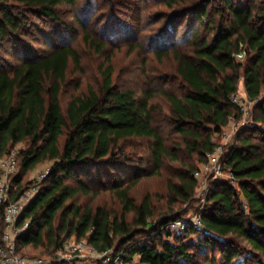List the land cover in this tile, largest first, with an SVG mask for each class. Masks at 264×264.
I'll use <instances>...</instances> for the list:
<instances>
[{
    "label": "trees",
    "instance_id": "1",
    "mask_svg": "<svg viewBox=\"0 0 264 264\" xmlns=\"http://www.w3.org/2000/svg\"><path fill=\"white\" fill-rule=\"evenodd\" d=\"M164 1L170 7L192 2V6L173 18V23L187 18L190 30L198 23L213 34L211 41L207 37L200 41L198 31L193 32L192 57H181L177 50L173 51L179 62L178 75L188 94L182 98L169 93L165 96L172 107V124L189 140V151L197 154L204 164L207 155L220 145L212 138L221 134L230 118L239 112L231 98L238 92L242 77L247 98L256 102L252 125L226 154L224 172L230 174L232 181L211 184L207 203L199 215L202 226L190 225L183 233L201 232L202 241L196 247L167 241L172 233L162 228L184 218L172 212L157 222L150 221L154 216L151 197L137 204L131 196L139 177L125 186L111 187L122 205L120 216L104 207L84 208L75 202L79 194L94 193L93 186L102 183L108 173L106 169L119 168L121 157L117 153L121 152L122 141L151 140L156 167L163 164L165 156L175 158L177 148L169 151L154 127L155 107L148 105L152 95L147 93L144 100L132 90L114 88L110 69L105 72L101 94L90 90L85 96H74L64 110L62 92L68 70L71 63L78 65L79 60L72 47L61 45L46 56L26 58L9 68L0 65V155L29 142V147L18 153L12 200H17L29 187L23 180L30 171L52 163L49 175L40 183L39 193L18 221V225L29 224L17 239L20 256L22 249L32 248L41 249L43 255L53 258L64 242L75 239L87 240L101 253L125 251L128 259L138 256L139 264H216L217 255L224 264H240L243 253L235 249L231 239L236 237L246 240L264 257V0L259 5L220 0L221 6H213L217 17L208 11V5L217 0ZM61 4L73 5L75 0H0V45L10 39L14 41L11 35L21 33L25 18L19 11L15 13L18 5L57 20L55 9ZM171 40L162 44L165 47L174 44ZM92 46L101 51L104 44L93 40ZM243 48L248 56L246 65L236 60ZM168 53L162 50L157 56ZM197 172L194 167L188 168L182 171L178 184H168L174 204H188L194 199ZM131 213L134 225L145 228L148 238L135 241L137 235L127 223V215ZM3 229L0 207V249L4 246ZM208 249L216 255L207 257L204 253ZM199 253L204 254V261Z\"/></svg>",
    "mask_w": 264,
    "mask_h": 264
},
{
    "label": "rangeland",
    "instance_id": "2",
    "mask_svg": "<svg viewBox=\"0 0 264 264\" xmlns=\"http://www.w3.org/2000/svg\"><path fill=\"white\" fill-rule=\"evenodd\" d=\"M236 1L250 5L260 4V0ZM220 4V0H217L208 5L211 15L214 14L213 6H221ZM192 5V2H188L170 7L164 0H75L73 5L61 4L56 7L57 20L43 16L39 10L24 9L19 5L18 9L14 10L15 13L19 11L25 18L23 28L21 33L11 35L15 42L10 39L0 45L1 66L9 68L20 64L26 58L31 60L34 57L46 56L57 46H70L77 52L79 62L78 65L71 63L68 70L62 92L64 110L74 96H85L90 90L101 94L106 78L105 72L110 69L114 88L132 90L137 98L144 100L147 93L152 95L148 105L155 107L152 112L154 127L162 135L169 151L173 152L172 149L177 148L175 158L165 156L163 164L156 167L151 140L134 138L122 141L120 143L122 153H117L121 157L118 164L121 171L114 166L106 169L108 173L105 177L110 178L104 177L100 185H94L93 194L77 196L75 202L82 207L95 209L100 206L113 212V215L120 216L122 205L111 187L114 184L125 186L134 177H139L138 183L131 190V196L137 204H141L147 196L151 197L154 216L150 221L157 222L164 214L175 212L196 226L199 215L207 203L206 198L211 184L223 180L232 181L230 174L224 171L220 177L210 176L204 169L205 163L202 164L200 161L202 159L189 151L187 144L189 140L180 135L172 124L173 111L165 96V93H169L182 98L188 94L187 86L178 75L179 62L173 52L174 49L181 57H192L195 41L193 32L198 31L200 41L206 37L210 41L213 38V34L205 30L203 24L200 28L196 23L190 30L187 18L173 23V18L181 15L184 9ZM87 35L90 37L89 41ZM173 38L175 40H171ZM93 40L104 44L101 51L97 46H92ZM164 40L168 43L170 40L174 41V44L172 42L165 47L162 44ZM162 50H167L168 55L158 57L157 53H161ZM241 53L236 55V60L246 65L248 56L245 48ZM240 71L243 73V68ZM244 85L242 77L238 82L237 94L247 98ZM255 115L254 107L245 115L238 112L236 116L230 118L221 134L213 136V141L223 145L228 151L236 144L237 138L244 135L242 132L252 125ZM64 141L65 135L61 138V146L64 145ZM28 147L29 142L26 141L17 145L15 149L20 152ZM51 164L44 163L30 171L24 177V185L30 187L37 183L39 174L51 167ZM191 167L198 170L196 173L198 175H195L198 186L194 199L188 204H174L169 195L168 184L170 182L178 184L182 171ZM125 172L128 174L125 175ZM69 183L74 184L73 181ZM237 185L234 183V186ZM127 223L137 235L135 241L148 238L145 228L134 225L132 213L127 215ZM171 233L172 236L167 238V241L173 244L190 243L195 247L202 241L203 235L198 231L186 234ZM231 239L234 241L235 249L243 253L239 260L240 264H264L263 255L255 251L246 240L236 237ZM20 254L23 259L29 261L36 258L52 260L57 257H48L42 254L41 249L32 248L22 249ZM204 254H208L207 257L210 258L216 255L209 249ZM204 254L199 253L201 261H204ZM134 258L139 262L138 256ZM216 259V264H224L221 256L217 255Z\"/></svg>",
    "mask_w": 264,
    "mask_h": 264
},
{
    "label": "built area",
    "instance_id": "3",
    "mask_svg": "<svg viewBox=\"0 0 264 264\" xmlns=\"http://www.w3.org/2000/svg\"><path fill=\"white\" fill-rule=\"evenodd\" d=\"M241 55L243 56L242 53ZM231 101L243 115L248 114L256 104L255 101L240 97L237 93L232 96ZM18 153L17 149H13L6 155H0V207L3 208L4 224L2 233L4 246L0 249V264H28V262L30 264H139L135 258L128 259L125 251L111 250L101 253L93 248L87 240L75 239L64 242L57 257L52 260L36 258L29 261L23 259L17 251V239L28 229L29 224L26 222L23 225H18V221L28 204L39 193L40 183L49 175L50 167L39 174L37 183L28 187L17 200H12L16 189L13 185V176L18 172ZM226 154L227 150L223 145H219L214 152L207 155L204 169L210 176L217 178L222 175ZM197 221V223L195 222L196 227H201L200 217ZM190 225L188 220L178 219L171 221L162 229L168 232H185Z\"/></svg>",
    "mask_w": 264,
    "mask_h": 264
},
{
    "label": "crops",
    "instance_id": "4",
    "mask_svg": "<svg viewBox=\"0 0 264 264\" xmlns=\"http://www.w3.org/2000/svg\"><path fill=\"white\" fill-rule=\"evenodd\" d=\"M245 86V85H244Z\"/></svg>",
    "mask_w": 264,
    "mask_h": 264
}]
</instances>
